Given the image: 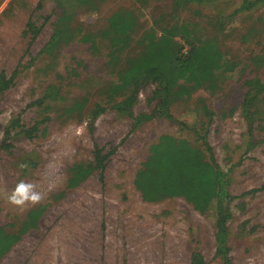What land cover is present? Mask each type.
Returning <instances> with one entry per match:
<instances>
[{
    "label": "rangeland",
    "instance_id": "obj_1",
    "mask_svg": "<svg viewBox=\"0 0 264 264\" xmlns=\"http://www.w3.org/2000/svg\"><path fill=\"white\" fill-rule=\"evenodd\" d=\"M242 1L211 0L174 13L171 0H97L95 10L67 0L75 37L47 52L42 49L61 13L55 0H41L40 6L39 0H0V72L13 77L0 94V229L14 234L30 211L41 213L38 227L23 234L0 264H50V253L59 256L58 264H121L122 257L125 264H189L193 252L204 264H222L215 256L214 203L201 213L200 205L194 209L188 202L212 195L210 179L193 178L208 171L201 138L229 180L230 197L222 206L230 264H264V93L252 129L241 109L244 81L258 76L264 83V4L241 11ZM119 9L134 13L140 27L114 68L108 60L116 48L103 31ZM178 19L195 23L199 38L211 41L231 69L213 73V88L205 83L189 91L180 78L178 85L190 93L168 106L171 119L154 116L133 127V117L150 115L158 105L155 87L140 89L130 116L111 108L124 98L112 93L116 73L138 53L135 41L143 31L159 32ZM29 21L39 28L34 37L27 32ZM86 34L93 46L82 38ZM50 85L62 99L39 103ZM95 104L106 110L92 122ZM202 104L210 118L202 115ZM17 118L37 130L28 139L19 128L10 129L6 149L4 132ZM95 145L107 156L102 180L97 170L66 190L72 167L94 161ZM181 154L187 155L183 166ZM20 181L32 183L42 199L11 204L7 197ZM149 181L156 189L143 194L147 201L137 185ZM49 240L53 247L46 248Z\"/></svg>",
    "mask_w": 264,
    "mask_h": 264
},
{
    "label": "trees",
    "instance_id": "obj_2",
    "mask_svg": "<svg viewBox=\"0 0 264 264\" xmlns=\"http://www.w3.org/2000/svg\"><path fill=\"white\" fill-rule=\"evenodd\" d=\"M67 0H55L56 4L61 8L60 16L54 24L53 33L49 41L45 44L42 51L51 52L60 47L62 44H68L74 37L75 33L70 23L73 19L71 9L64 7V2ZM80 5L89 6V10H95L97 0H75ZM143 4L146 0H135ZM211 0H171V9L175 13L179 10L186 9L192 4H202ZM101 2V0H100ZM264 0H243L240 10L248 11L252 8L263 5ZM38 5H41L39 0ZM219 23L218 29L222 30ZM140 27L138 18L134 13L128 10L119 9L114 12L109 18L107 27L103 31V38H108L112 47L109 64L114 68L118 65L119 55L131 48V36ZM197 25L192 22H180L179 19L172 24H167L161 27L159 32L154 28H149L142 32V34L135 41V46L139 47V51L134 56H129L124 61V66L117 71V82L112 89V93L123 94V100L111 108L119 112H127L130 116V107L136 100V96L142 87L154 85L152 96L154 100L158 101V105L153 112L148 114H140L133 117V127L142 122L152 119L154 116H166L171 119L168 113V106L177 100L178 97L189 96V91H194L197 88L208 84V88H213L216 85V78L213 77L218 69L220 71H228L229 65L222 63L223 55L218 48L209 40H202L198 36ZM39 28L34 23L29 21L27 23V32L31 33L33 37L38 33ZM87 42H91L92 38L87 37V34L82 36ZM178 38V39H177ZM182 41V45L180 43ZM186 47L185 53H182V48ZM258 64L257 59L253 61ZM184 78L189 91L183 90L181 85H178V80ZM13 77H7L4 72H0V94H3L12 84ZM246 92L242 100V116L246 120L249 129L253 128L256 121L260 120L258 114V103L261 95L264 93V83L258 76L248 78L244 81ZM60 89L54 85L46 88L42 98L38 101L41 103L44 100H61ZM201 112L204 117L210 118L211 111L202 104ZM106 108L99 104L94 105L92 110V122L104 111ZM261 116V114H260ZM263 120V119H261ZM19 128V133L24 137L31 139L34 137L37 130L36 126L26 128L19 123L18 118L12 120L4 132V140L2 146L6 149L10 148V143H6L9 138L10 129ZM186 128V127H184ZM190 128L194 133L193 127ZM197 134V133H195ZM201 146L208 154L207 161L208 171L203 174H195L193 178L195 182L201 176L207 180H211L213 190L211 198L208 200L195 197L194 200L188 201L194 205H200L201 213H207L211 204L215 205V219H214V239H215V256L222 260V264H230L231 258L229 255L228 246V230L225 224L227 210L222 206L225 198L229 199L228 182L226 174L218 167L215 158L212 154L211 147L206 142L205 138H201ZM106 155L102 154V150L96 145L94 146V161L86 164H76L71 169L70 178L67 180L65 189L71 190L83 181H85L94 171L98 170L99 179L102 180V174L105 165L103 161ZM183 159L182 166L187 161V155L181 154ZM203 164V163H202ZM205 167V166H204ZM184 170V168H183ZM185 175L188 176V173ZM190 177V176H189ZM142 195L148 194V191L153 192L156 187L154 183L149 181L146 185H137ZM62 194V193H61ZM143 198L146 199L143 195ZM147 200V199H146ZM208 201V206L201 204L203 201ZM148 201V200H147ZM205 207V208H204ZM41 217L39 210H32L28 213L26 220L20 225L16 233H7L0 229V259L7 253L30 229L38 227ZM189 264H204L202 256L198 253H191Z\"/></svg>",
    "mask_w": 264,
    "mask_h": 264
},
{
    "label": "clouds",
    "instance_id": "obj_3",
    "mask_svg": "<svg viewBox=\"0 0 264 264\" xmlns=\"http://www.w3.org/2000/svg\"><path fill=\"white\" fill-rule=\"evenodd\" d=\"M8 201L16 206H23L25 203L36 204L42 199L40 192L35 190L32 183L20 181L7 197Z\"/></svg>",
    "mask_w": 264,
    "mask_h": 264
},
{
    "label": "crops",
    "instance_id": "obj_4",
    "mask_svg": "<svg viewBox=\"0 0 264 264\" xmlns=\"http://www.w3.org/2000/svg\"><path fill=\"white\" fill-rule=\"evenodd\" d=\"M16 245L17 244H15L14 247ZM43 246H45L46 248L47 247H53V241L52 240L46 241L43 243ZM14 247H12L7 253L4 254V256H3L4 261H6L7 258L12 255V253H13L12 250ZM45 256H47V258L50 260V262H49L50 264H53V263L58 264L59 263V256L57 254L50 253V255H45ZM45 256H43V257H45ZM122 258H123V261L121 262V264H125L124 263L125 259H124V257H122ZM42 261H43V259H42ZM44 264H48V263H46V261L44 260Z\"/></svg>",
    "mask_w": 264,
    "mask_h": 264
},
{
    "label": "bare ground",
    "instance_id": "obj_5",
    "mask_svg": "<svg viewBox=\"0 0 264 264\" xmlns=\"http://www.w3.org/2000/svg\"><path fill=\"white\" fill-rule=\"evenodd\" d=\"M264 214V213H263ZM256 256V255H255Z\"/></svg>",
    "mask_w": 264,
    "mask_h": 264
}]
</instances>
